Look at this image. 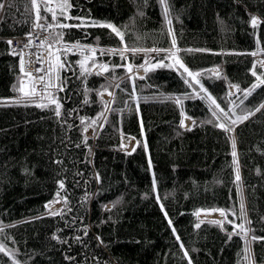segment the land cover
<instances>
[{"label": "trees", "instance_id": "1", "mask_svg": "<svg viewBox=\"0 0 264 264\" xmlns=\"http://www.w3.org/2000/svg\"><path fill=\"white\" fill-rule=\"evenodd\" d=\"M59 3L36 0L39 15L53 25L56 89L24 96L20 59L8 38L27 33L37 7L0 0V244L9 253L0 252V264H251L249 244L254 263L264 264V239L252 240L264 237V108L255 111L264 104L257 80L264 79V0H168L171 24L159 0H68L63 13ZM94 21L113 25L123 40ZM173 48L189 71L200 73L195 80L180 66L153 67L158 53L143 51ZM89 49L95 53L86 66L105 62L108 71L82 73L80 62L93 57ZM128 62L148 71L130 74ZM104 91L112 92L110 103ZM248 112L255 114L231 123ZM186 118L191 125L181 127ZM125 140L140 143L132 152ZM57 201L61 207L51 211ZM214 209L227 218L200 219L220 214ZM241 224L250 242L234 227Z\"/></svg>", "mask_w": 264, "mask_h": 264}, {"label": "snow or ice", "instance_id": "2", "mask_svg": "<svg viewBox=\"0 0 264 264\" xmlns=\"http://www.w3.org/2000/svg\"><path fill=\"white\" fill-rule=\"evenodd\" d=\"M31 2H32V4H33L34 7H37L36 20L39 21V20H41V19H44V17H41V16L39 15V9H38V6L36 5V0H31ZM159 3H160L161 6H162V9H163V12H164L165 19L167 20V22H168L169 24H171V20L168 19V16H169V4H168V0H159ZM57 6L61 9V13H63L64 10H66V9H68V8L71 7V5L68 3V0H63V3H59ZM0 8H3V4H0ZM46 11L52 13V15H53V20H56V19H57L56 14H55V12L53 11L52 8H49V7L46 6ZM65 18H66V19H80V20H83V18H80V17H75V18H74V17H71V16H66ZM251 23H252L253 27H255V26L257 25L258 21L256 20L255 17H253ZM93 24L96 25V26H99V27H107V28H111L112 31L115 32L117 36H120V37H121V40H123V34H122L119 30H117L113 25H111V24H96L95 21L93 22ZM56 26L59 27V28H69V27H81L82 24H80V25H69V24H64V23H59V22H57ZM36 27H41V25L36 24ZM48 27L51 28V27H53V25L49 24ZM169 32H170V34H171V29H169ZM57 35L60 37V40L57 41V42L59 43V42L62 41V39H63V33H58ZM8 43L11 44V41H9ZM29 43H31V38H30V37H29ZM27 46H28V45H25V47H27ZM41 46H44V42H42ZM173 46H175V38H173ZM49 49H51V45H49ZM64 50L67 51V49H64ZM89 51H91V52L93 53V57L85 56L84 60H82V61L80 62V68H81L82 73L90 72V71H91V69H90L89 67H87L86 64H87V61H88L89 59L94 58L95 49H89ZM111 51H112L113 53L119 52V54L121 55V58L123 59V58H124V56H123V51H131V52H133V53H136V52H139V51H142V50H141V49H137V48L128 49L127 47H125V49H124L123 51L115 50V49H113V50H111ZM143 51H157V52H159V51H164V50H163V49H160V50H158V49H147V50H143ZM101 54L103 55L104 53L102 52ZM252 55H256V53H252ZM56 58H57V60L60 59L59 56H57ZM37 60H38V61L40 60V57H39V56L37 57ZM145 63H147V61H145ZM176 63H177V64H180V67L183 68L184 72L187 73L188 76L192 77L193 80H195L196 76H199V75H200V73H192L191 71H189V69H188L187 67H185L183 64H181L179 60H177ZM261 63L264 64V62H261ZM60 66L63 67V64H61ZM93 66L95 67L96 65H93ZM156 66H161V67H162V66H164V65H163L162 63H158L157 65H153V67H156ZM100 67H101V69H102L103 71H108V66H107V65H100ZM141 67H142V66H141ZM169 67H171V65H169ZM254 67H255V66H254ZM20 68H21V71L23 72V71H24V61H23V56H21ZM41 70H42V69H37V72H39V71H41ZM50 71H51V68H50V70H49V74H50ZM128 71H129V72L132 71L131 66H128ZM145 71L147 72L148 69L145 68ZM98 74H99V73H98ZM25 75H27L30 79L33 78V77H32V73H25ZM253 75H257L255 71H253ZM140 78L143 79V77H140ZM133 79H134V77H133ZM39 80L42 81L43 78L41 77V78H39ZM257 80H258L260 83H264V79H261L260 76H257ZM35 82H36V81L33 82V87H32V90H31L30 92H25V91H24V88H23V85H21V87L19 88V91H20L21 93H23V95H25V96L35 95V94H36V93H35ZM196 82L199 83V81H196ZM184 83H185V84H188L189 87H192V84L189 82V80L185 79V80H184ZM233 87H237V88H238V86H233ZM256 87H258V84H253L251 89H249V90H244V92H243L244 97L247 98V96L251 94V91L254 90ZM61 90H62V89H61ZM105 90H107V89H105ZM238 90H239V89H238ZM200 91H204V92H206V89H204V87L201 86ZM99 94H100L101 96L103 95V93H99ZM201 98L203 99V97H201ZM207 99H208L209 101H211V104L215 105V107H216L217 109H219L221 112H223L224 117H225L226 119L228 118V112H224L223 109H220V105L216 103V100L213 99V97H212L211 95H207ZM52 102L55 103V100H53ZM175 102H176L177 104H180V103H181L180 98L177 97L176 100H175ZM241 102H242V101H241ZM230 103H234V102H230ZM37 106H38V107H45L46 105H39V104H38ZM106 107H107V106H106ZM261 108H264V104L260 105L257 109H255V111H260ZM59 109H60V105L57 103V105H56V109H55V112H56V115H57V116L60 115V110H59ZM229 111H231L232 114L235 115V112H234L233 109H229ZM254 114H255V112H248V113H246V114H244V115H237L236 118H235L234 120L231 121V123H232V124H237L238 122L242 123L244 120H247V119L249 118L250 115H254ZM101 115H103V113H101ZM182 115H183V113H182ZM213 116H216V112H215V111L213 112ZM217 119H219V117H217ZM81 122L84 123L83 120H82ZM92 123L95 124L96 121H93ZM193 123H195V122H193ZM209 123H211V121H209ZM180 126H181V127H185L184 120H181V121H180ZM217 126L220 127V128H222V129H223L224 131H226V132L234 131L233 128H230L229 126L225 125L224 123H220V124H218ZM87 130H88V129H87V127H86V128L84 129V131L86 132ZM188 130L190 131L191 129L189 128ZM93 131H95V129H93ZM129 139H134V138H129ZM85 143H87V140H86V139H85ZM139 143H140V142L137 141V145H139ZM144 147H145V149L147 150V144H146V143L144 144ZM232 148H233V151H232L231 154H232V156H233V163H234V164H238V161L236 160L237 153H236V150H235V149H236V142H235V139H234V138L232 139ZM133 151H135V148H133ZM129 154H130V153H129ZM149 167L151 168V160H150V159H149ZM98 178H99V177H97V179H98ZM235 179H236L237 182L240 180V175H239V169H238V167L236 168V178H235ZM63 187H64L63 182H61V183H60V188L63 189ZM153 187H155V178H153ZM57 195H59V194H57ZM157 199H159V197H157ZM57 202H59V201H57ZM46 207H47V206H46ZM161 207H162V209H163V206H161ZM241 209L243 210V204H241ZM213 211H219L221 216H224L225 219L227 218V212H226L225 210H223V209H214ZM52 214H53V215H56V214H59V213H52ZM195 215L199 216V212L195 213ZM165 216H167V213H165ZM168 223H169V225H171V224H172V221L169 220ZM200 223H203V221H201ZM200 223H198V224L196 225L197 228L200 227ZM212 223L220 224L221 222H220V221H212ZM248 223H251V222L248 221ZM234 227H238V228H240L241 231L244 232V236H245V237L247 236V231L244 230V225H243V224H241V225H234ZM0 230H2V229H0ZM172 230H173V233H175V228H173ZM233 234L239 235V233H229V238H231V236H232ZM53 238L56 239V237H53ZM261 239H264V237H256V236H252V240H261ZM177 240H179V237H178V236H177ZM181 248H183V245H181ZM245 251H247V246L245 247ZM0 252H4L5 255H8V254H9L8 251H6L4 245H2V244H0ZM187 255H188L187 252H185V256H187ZM13 264H16V262L14 261ZM189 264H192V262H191L190 259H189Z\"/></svg>", "mask_w": 264, "mask_h": 264}, {"label": "built area", "instance_id": "3", "mask_svg": "<svg viewBox=\"0 0 264 264\" xmlns=\"http://www.w3.org/2000/svg\"><path fill=\"white\" fill-rule=\"evenodd\" d=\"M41 27L33 25L30 31L24 35L14 36L10 38L11 53L15 56H23L24 72L32 73V79L27 75L22 81L25 92H30L35 82V93H45L48 90V72L51 66V49L47 39L49 27L45 22H38ZM29 37L31 43H29ZM44 42V46H41ZM25 45H28L25 47ZM40 60H37V57ZM37 69H42L37 72ZM43 78L42 81L39 78Z\"/></svg>", "mask_w": 264, "mask_h": 264}, {"label": "rangeland", "instance_id": "4", "mask_svg": "<svg viewBox=\"0 0 264 264\" xmlns=\"http://www.w3.org/2000/svg\"><path fill=\"white\" fill-rule=\"evenodd\" d=\"M155 52H157V51H155ZM157 53H158V57H157V60L158 61L156 62V64H158V63H163L164 64L165 63V64L171 65V66H180V64H177L176 63L177 60L180 61V59L178 57V54H177V49L173 48L171 50L159 51ZM91 54H93V53L91 52ZM163 59L166 60V62H164ZM133 63L128 62L126 64V70H128V66H131L132 71L130 72V74H134L135 76L144 75V73H145L144 67L143 66L142 67L141 66H137L136 63H134V64ZM180 63L182 64L183 62L180 61ZM142 65L148 66V62L147 63L143 62ZM92 69H93L92 71H95V70L98 69V67H94L93 66ZM217 72H218V69H216V72H214V73L217 74ZM51 78H53L52 75H51ZM54 78H55L56 83H57V81H58L57 76H55ZM51 82H52V80H51ZM51 82H50L51 88H50V90L47 93L37 94V95L38 96H45V95L51 93L53 91V89L55 90L56 89V86H52V83ZM56 83H55V85H56ZM233 89H234V87H231V90L232 91H233ZM102 93H103L102 96L105 99V101L108 102V103H110L111 98H112V95H113L112 92L104 91ZM188 124H190V119H187L186 118L185 119V125L186 126H189ZM88 134H90V136H94L92 130H89ZM134 143L136 144V142L134 140L127 141L125 143L126 150H129V149L132 150L134 148ZM60 207H61V205L59 203H57V204H55L54 206L51 207V211H54V210H56V209H58ZM214 214H217V218L214 219V220L221 222L222 219H223V216H221L218 213H214ZM202 218L203 219H207L205 217H202V215H200V219H202ZM208 220H210V219H208Z\"/></svg>", "mask_w": 264, "mask_h": 264}, {"label": "bare ground", "instance_id": "5", "mask_svg": "<svg viewBox=\"0 0 264 264\" xmlns=\"http://www.w3.org/2000/svg\"><path fill=\"white\" fill-rule=\"evenodd\" d=\"M218 73V72H217ZM187 119H189V118H187ZM191 122H192V120L190 119V124H188L189 126L191 125ZM187 125V124H186ZM185 125V126H186ZM189 126H186V127H189ZM126 148V147H125ZM202 217H205V218H207V219H216L217 218V214H205V213H203L202 214Z\"/></svg>", "mask_w": 264, "mask_h": 264}]
</instances>
